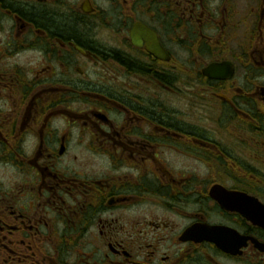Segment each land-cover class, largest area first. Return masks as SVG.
Segmentation results:
<instances>
[{
  "label": "flooded vegetation",
  "instance_id": "af4514ba",
  "mask_svg": "<svg viewBox=\"0 0 264 264\" xmlns=\"http://www.w3.org/2000/svg\"><path fill=\"white\" fill-rule=\"evenodd\" d=\"M240 1L0 0V264H264V0Z\"/></svg>",
  "mask_w": 264,
  "mask_h": 264
},
{
  "label": "trees",
  "instance_id": "16d2710c",
  "mask_svg": "<svg viewBox=\"0 0 264 264\" xmlns=\"http://www.w3.org/2000/svg\"><path fill=\"white\" fill-rule=\"evenodd\" d=\"M39 20L44 22V23H48V24L52 25V27H54L55 30H59V31L61 30V32L66 30L70 34L78 33L79 28H81L80 24L77 25L72 21L66 20L62 16H59V17H57V16H44V17L40 18Z\"/></svg>",
  "mask_w": 264,
  "mask_h": 264
},
{
  "label": "water",
  "instance_id": "95a60500",
  "mask_svg": "<svg viewBox=\"0 0 264 264\" xmlns=\"http://www.w3.org/2000/svg\"><path fill=\"white\" fill-rule=\"evenodd\" d=\"M224 189H221V187L217 186V187H213L212 190H211V194L217 198L218 200L219 199H224ZM218 193H220V196L217 195Z\"/></svg>",
  "mask_w": 264,
  "mask_h": 264
},
{
  "label": "rangeland",
  "instance_id": "374dc122",
  "mask_svg": "<svg viewBox=\"0 0 264 264\" xmlns=\"http://www.w3.org/2000/svg\"><path fill=\"white\" fill-rule=\"evenodd\" d=\"M243 1L241 0L240 2L238 3H242ZM9 171H12V170H6L5 168H0V176H3L6 177V176H12L13 175V172L10 174Z\"/></svg>",
  "mask_w": 264,
  "mask_h": 264
}]
</instances>
